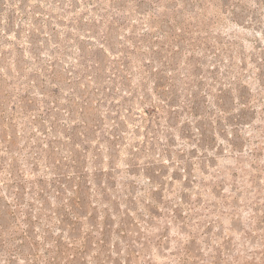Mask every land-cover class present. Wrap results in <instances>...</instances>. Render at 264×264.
<instances>
[{
  "label": "rangeland",
  "instance_id": "obj_1",
  "mask_svg": "<svg viewBox=\"0 0 264 264\" xmlns=\"http://www.w3.org/2000/svg\"><path fill=\"white\" fill-rule=\"evenodd\" d=\"M223 1L0 0V110L18 122L17 130L2 126L13 148L46 144L35 118L44 111L48 130H82L84 113L91 127L82 159L92 182L87 215L77 230L64 227L80 247L66 253L72 264H264V0L253 26L223 14ZM253 1L241 0L238 11ZM151 102L160 106L155 133L146 130ZM25 124L32 131L23 134ZM6 153L1 143L0 158ZM62 170L77 183L74 170ZM0 187L12 190L3 179ZM10 200L0 196V264H45L32 260L34 239L9 235L22 230ZM16 246L23 251L10 259Z\"/></svg>",
  "mask_w": 264,
  "mask_h": 264
},
{
  "label": "trees",
  "instance_id": "obj_2",
  "mask_svg": "<svg viewBox=\"0 0 264 264\" xmlns=\"http://www.w3.org/2000/svg\"><path fill=\"white\" fill-rule=\"evenodd\" d=\"M229 1L230 0H225V2L223 1V14L231 15L233 17L232 21L238 23V25L247 24L248 26H253V23L259 24L262 22L259 18L261 14H259L258 12L262 9L263 4H261V2L263 0H254V8H247L244 6V8L241 7L240 11H238V6L241 3V0L232 3H229ZM245 12L246 14L244 18L241 19L239 15H242ZM22 23L23 20L20 21V25H22ZM21 31L22 27L17 30L18 33H21ZM30 35L31 39L29 40V45L32 47V53L37 57L38 53L36 51V41L33 39V32H30ZM143 79H145V77ZM185 84L188 83L185 82ZM186 89L188 90L186 85H184V90ZM132 93L134 94L135 92ZM145 95L146 94H144V96ZM188 95L186 96L187 99H189ZM243 95L244 94H241L240 97H243ZM144 96H138V99H142L143 101L149 99L148 96L146 99H143L142 97ZM25 99L23 98L22 101ZM190 100L185 101V103H189ZM29 102L31 103L32 101L26 100V103ZM193 103L194 105H191V108L194 109V111H192L191 113L196 116L198 115L197 113L199 112V110H197V106H195V101ZM25 106L30 107L28 105ZM159 107V105L151 102V108L146 111L149 119H151V121L149 120V122H147L149 124L146 125V130L148 133L156 132V124L152 122L155 115L156 121H159L158 119L160 115L157 116L156 113ZM7 108L8 107L0 110V119L2 120L0 121V142L3 143V148H5L7 152L6 155L1 156L0 158V173H6V175H1L0 179H3L4 185H7V188H12V190H10L9 192L7 191L8 193L6 194L3 191L4 188L0 187V196L1 199L11 197V200L7 201V204L10 206L9 209L13 216V224L14 226L17 225L22 229L19 236H16L14 234L9 235L14 240L20 238V236L22 235L27 238L34 239L32 243L36 245L37 250L34 254H32L33 261H41L44 258L46 260L45 264H72L73 260H70L71 253H69L68 255H66V253L70 250L79 249L80 247L67 242V236L64 235V233L67 232V229L64 227H71L73 229L72 231L77 230L81 223L80 219L85 218V215H87L83 214L84 207L86 205V198L83 195L88 180H86L87 174L83 172L84 169L82 166V159L83 157H85V154H83V152L89 151V146H87V144L91 141L90 139H86V136H88L89 138V136L91 135V127L88 121L84 119L86 117V114H83L84 127L82 130H79L77 129L78 127H75L73 128L72 132H68L66 130L63 133L54 124H52L50 130H48L45 123L47 122V120H49L50 116L47 112L44 111L40 115L35 116V118H37L38 120L37 130L41 131L46 138V144H44V146L42 147L39 144V138H37L36 140L29 139L28 141H25V144L22 148H13V144L15 143L14 138H11L10 134L5 135L3 133L2 126H4V128L6 129L14 126L17 130L18 122H14L13 118L7 115ZM32 109L33 108H28V110L24 113L29 112L28 115L33 118V114H30V111H32ZM5 122H8V124L4 125ZM41 123L42 127L40 126ZM199 125L200 126L198 128L201 130L202 140L208 141L207 129L205 128V125L201 123ZM95 126H97V124H95ZM29 130L32 131L31 127L29 126V124H25L23 126V134L28 132ZM75 130L79 131L75 132ZM52 133L56 134H54L53 138H50V134ZM60 133L64 134V139H58ZM33 134L36 135L34 132ZM60 140L64 141V146L62 143L57 145V141ZM75 147H80V149H77L78 152H76ZM25 150L27 151L24 152ZM58 151H61V155L58 153ZM22 156L27 157V164H25L24 168H22L23 162H20V168H17L15 165L17 164L16 160ZM42 166L46 168V170L44 169L45 172L42 174H37L41 170ZM64 168L67 170H74L73 179L77 178V183H73L71 185L69 184L72 176H69V173L67 171L62 170L63 172H60L61 169ZM98 170L101 171L100 168ZM31 173H35L36 178L30 177ZM157 182L160 183L159 180H157ZM97 184L99 185L98 196L99 194H101L102 196L105 195L104 191H100L103 188L101 187L99 180ZM91 185L92 182L89 183V186H87V188H90ZM64 190L72 191L74 193V197H66V193L63 192ZM53 199L58 204V206H61L58 207L57 210H53L51 209V206H48V203H50V201ZM22 224H24L25 227ZM38 225L40 229L38 228ZM91 225L95 227V224ZM0 227L2 228V226ZM56 228H59L60 231L55 235ZM2 231L5 232L7 230L3 227ZM39 233L42 234V236L44 235L45 238V243H43L44 241L42 242L45 248L44 253L39 251V247L37 245V235ZM68 238L70 240H75L74 242L78 241L77 237L69 236ZM101 240L104 243V239H100L97 242L102 243ZM84 241L83 252H86L89 248V241ZM17 249L21 252L23 251L22 248H18V246H16V250H11L10 259L18 257L17 253L15 252L17 251ZM83 257L87 258V256Z\"/></svg>",
  "mask_w": 264,
  "mask_h": 264
}]
</instances>
